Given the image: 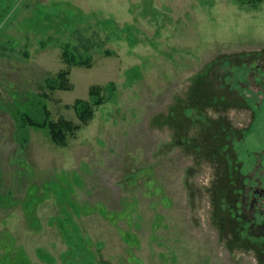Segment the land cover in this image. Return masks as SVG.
Returning <instances> with one entry per match:
<instances>
[{
    "label": "rangeland",
    "instance_id": "374dc122",
    "mask_svg": "<svg viewBox=\"0 0 264 264\" xmlns=\"http://www.w3.org/2000/svg\"><path fill=\"white\" fill-rule=\"evenodd\" d=\"M254 63L264 0H0V264H264L239 201L264 182ZM92 85L66 145L24 122L77 123Z\"/></svg>",
    "mask_w": 264,
    "mask_h": 264
},
{
    "label": "trees",
    "instance_id": "16d2710c",
    "mask_svg": "<svg viewBox=\"0 0 264 264\" xmlns=\"http://www.w3.org/2000/svg\"><path fill=\"white\" fill-rule=\"evenodd\" d=\"M69 72V69L59 72L56 77L52 78L51 82H48V87L52 89H70L71 85L68 78ZM101 87L102 86L99 85H92L89 88L90 99L83 100L78 98L72 103L73 108L77 112V123L63 117H60L56 120L49 118V112L46 109L45 105H42L40 109L26 110V113L22 114V118L28 126L46 132L47 136L53 143L64 146L67 144V139L70 135H73L77 130H79L83 125H85L92 119L94 114L93 105L97 106L103 103L104 97L103 95H101ZM200 92H203V89L200 90ZM217 124V122L216 124H210L208 128L210 126H213L214 128ZM211 138H213V136L211 135V131L210 133L208 131L205 135H202V140H205L203 146L210 142Z\"/></svg>",
    "mask_w": 264,
    "mask_h": 264
},
{
    "label": "flooded vegetation",
    "instance_id": "af4514ba",
    "mask_svg": "<svg viewBox=\"0 0 264 264\" xmlns=\"http://www.w3.org/2000/svg\"><path fill=\"white\" fill-rule=\"evenodd\" d=\"M254 66L257 68V70H259V75L264 76V66H261L258 63H254ZM255 67H249V69H251V74L255 72L253 70ZM261 184L260 186L258 185L256 188H254L256 195H252L249 190L252 185H247L243 182L241 185V192L239 193V201L240 205L242 206L240 208L242 215L247 217L252 225L257 228H261L262 233L264 234V210L262 209L264 205H260L264 202V182H261ZM247 186L248 190L246 189Z\"/></svg>",
    "mask_w": 264,
    "mask_h": 264
}]
</instances>
